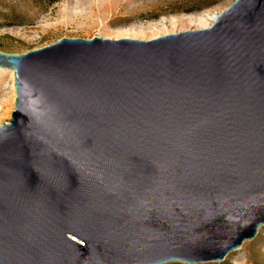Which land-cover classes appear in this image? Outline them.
<instances>
[{
  "label": "water",
  "instance_id": "1",
  "mask_svg": "<svg viewBox=\"0 0 264 264\" xmlns=\"http://www.w3.org/2000/svg\"><path fill=\"white\" fill-rule=\"evenodd\" d=\"M0 264L220 261L264 225V0L152 40L0 51Z\"/></svg>",
  "mask_w": 264,
  "mask_h": 264
},
{
  "label": "rangeland",
  "instance_id": "2",
  "mask_svg": "<svg viewBox=\"0 0 264 264\" xmlns=\"http://www.w3.org/2000/svg\"><path fill=\"white\" fill-rule=\"evenodd\" d=\"M234 1L0 0V51L22 54L55 43L63 37L92 38L101 36L120 39L129 37L118 36L120 32L140 25L148 26L151 23L161 24L163 22L170 24L171 21L185 20L190 17L210 21L211 26L214 14L228 8ZM194 29L197 28L188 27L178 32ZM147 40H151V38ZM14 83L15 79L13 80L9 71H0V103L3 112L6 113V115L3 113L0 115V118L2 116L4 118L3 121H0V125L9 122L11 119L16 100V94L14 101L11 100ZM262 237H264V225L258 227L254 238L242 241L238 248L230 251L222 260L192 264H236L237 262H244L247 255L246 244H252L251 250L255 258L264 260V238L262 239ZM164 264L191 263L171 261Z\"/></svg>",
  "mask_w": 264,
  "mask_h": 264
},
{
  "label": "bare ground",
  "instance_id": "3",
  "mask_svg": "<svg viewBox=\"0 0 264 264\" xmlns=\"http://www.w3.org/2000/svg\"><path fill=\"white\" fill-rule=\"evenodd\" d=\"M212 18H214V17H212ZM209 26H210V21L208 22L207 20H203L202 18L190 17L189 19H185V20L177 19V20L171 21L170 24L163 22L161 24L151 23L148 26L140 25V26L131 28V29L127 30V31H122V32H120L118 34V36H121V35L124 36L125 35V36H129L130 38L131 37L137 38V39L138 38H142L141 40H147V39L151 38V40H152L154 38L159 37L161 34L169 33V32H178V31L186 29L188 27H196L197 29H204V28H207ZM0 71H2V72L3 71L4 72L5 71H9L11 73V76H12L13 80L15 79L14 70L13 69L0 67ZM14 86H15V83L12 85L13 98H11V100H13V101L15 99V94H16V90L14 89ZM16 98H17V94H16ZM14 107H15V105H14ZM3 111L4 110H3L2 106H1V103H0V115H2V113H3V115H6V113H4ZM11 118H12V116H11ZM3 119L4 118L2 116V118H0V121L1 120L3 121ZM4 123L10 124V120H9V122H4ZM263 238L264 237H262V239ZM251 249H252V244H248V245L246 244L245 245V250H246V253H247V255L245 256L246 257V261L237 262L236 264H264V260L263 259H258V257L257 258L254 257V254H253ZM181 261L182 262H186V263H190V262L183 261V260H181ZM200 262H202V261H200ZM194 263H197V262H194Z\"/></svg>",
  "mask_w": 264,
  "mask_h": 264
}]
</instances>
